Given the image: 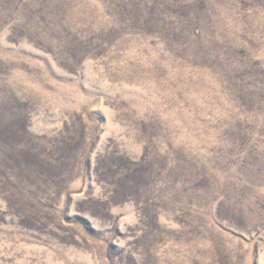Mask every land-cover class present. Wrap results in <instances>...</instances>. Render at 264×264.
<instances>
[{"label": "rangeland", "instance_id": "obj_1", "mask_svg": "<svg viewBox=\"0 0 264 264\" xmlns=\"http://www.w3.org/2000/svg\"><path fill=\"white\" fill-rule=\"evenodd\" d=\"M0 264H264V0H0Z\"/></svg>", "mask_w": 264, "mask_h": 264}]
</instances>
